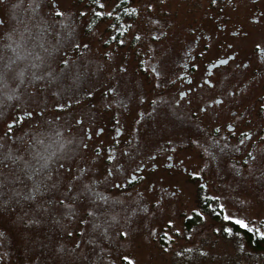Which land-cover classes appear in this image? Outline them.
<instances>
[{"label": "rangeland", "instance_id": "obj_1", "mask_svg": "<svg viewBox=\"0 0 264 264\" xmlns=\"http://www.w3.org/2000/svg\"><path fill=\"white\" fill-rule=\"evenodd\" d=\"M119 1L54 0L56 7L34 1L32 10L22 11L32 16L11 25L33 35L21 43L23 54L16 52V66L0 65V264H264V253L251 251L233 230L264 236V133L251 149L226 139L201 159L204 134L172 131L173 141L194 150L184 166L201 163L205 179L156 171L130 182L124 163L134 156L119 153L113 163L107 153H93L78 123L109 124L106 106L114 99L107 86L121 76L110 68L137 65L143 52L132 46L134 36L144 35L147 60L170 67L174 46L200 28L206 14L221 11L226 25L241 28L264 13V0H126L133 16L122 18L121 28L130 30L129 42L111 44L108 30L119 28L120 16L110 14ZM219 2L222 10L212 4ZM96 13L100 19L90 28ZM245 39L242 34L241 43ZM132 84L117 91L124 95L117 119L128 121L134 136L128 138L137 141L149 132L141 137L136 113H122L142 86L128 93ZM157 132L145 136L147 143L169 146V126ZM206 199L222 212L221 222L209 213L187 228Z\"/></svg>", "mask_w": 264, "mask_h": 264}, {"label": "flooded vegetation", "instance_id": "obj_2", "mask_svg": "<svg viewBox=\"0 0 264 264\" xmlns=\"http://www.w3.org/2000/svg\"><path fill=\"white\" fill-rule=\"evenodd\" d=\"M34 1L35 5L48 7L52 3L54 7L57 6L54 0H0V65L7 68L16 66V59L19 58L16 52L23 54V46L29 43L28 37L33 34L11 25L23 15L32 16V13L22 11L32 10ZM124 4L128 6L126 0H120L110 15H126L129 8H121ZM212 4L220 6L222 10L221 2ZM226 20L229 19L221 11L206 14L203 24L198 25L200 28H191L181 45L177 48L174 46L175 54L173 52L170 67L147 60L149 56H146L143 45L144 35L134 36L132 41V46L141 48L143 52L138 51V62L132 70L111 66L110 69L121 76L116 77L117 82L114 77L108 82L107 95L114 99L106 106L109 124L97 128V120L90 126L83 125L82 120L78 123L84 126L82 130L88 138L85 144L93 146V153L98 152L99 156L107 153L113 163L120 156L119 153L126 160L134 156L133 161L124 163L130 182L150 178L156 171L167 175L181 171L188 179H205L204 172H199L201 163L196 162L197 166L193 168L184 166L192 160L194 150L187 145V141H173L178 129L187 127L192 132L204 134L201 143L206 149L197 148L200 153H196L198 157L201 155V159H208L210 145L223 144L224 147L226 139L235 141L243 148L250 143L251 149L252 141L257 139L258 134L264 133V13L260 12L254 18L248 17L245 26L240 25L241 28L236 29L233 28L235 26L226 25ZM207 21L212 22V27L205 24ZM108 32L111 37L108 42L111 44L129 42L130 30L111 28ZM242 34L247 39L241 43ZM43 37L40 35L38 38ZM23 59L25 57L20 61L24 62ZM127 83H133L132 87L128 86V93H133L135 84L141 83L142 86L134 98H128L122 113H136L137 121L142 125L140 136L146 132L153 136L151 131H165L169 126L170 136L174 135L169 146L162 141L152 146L145 138L148 134L140 141L128 138L129 123L126 119H117L119 108L116 104L122 103L119 99L124 97L117 91ZM210 131L216 139L206 135ZM101 136L108 137V140L97 142ZM220 136L224 141L219 139ZM251 158L254 159L253 156ZM202 189H205L204 184Z\"/></svg>", "mask_w": 264, "mask_h": 264}, {"label": "trees", "instance_id": "obj_3", "mask_svg": "<svg viewBox=\"0 0 264 264\" xmlns=\"http://www.w3.org/2000/svg\"><path fill=\"white\" fill-rule=\"evenodd\" d=\"M121 5V8H123ZM127 10V9H126ZM132 10L128 9L125 14H122L119 18L116 19L117 27L121 29V22L122 18H129L132 15ZM99 16H97V13L94 14V17L92 19V23L90 25V28L95 26L98 22ZM201 212L200 214H194L192 219L187 220V228L192 229L193 226L198 225L203 221V215H207L209 213H212L214 220L221 222L220 217L222 216V212L217 209V205L214 204L210 199H206L204 202L200 203ZM213 210V211H211ZM233 230L236 233H239L246 243V246L255 253H264V236L258 235L256 232H253L249 229H242L239 226L233 225Z\"/></svg>", "mask_w": 264, "mask_h": 264}, {"label": "snow or ice", "instance_id": "obj_4", "mask_svg": "<svg viewBox=\"0 0 264 264\" xmlns=\"http://www.w3.org/2000/svg\"><path fill=\"white\" fill-rule=\"evenodd\" d=\"M226 219H228V217H226ZM237 224H241V221H236ZM244 227H247V225H243Z\"/></svg>", "mask_w": 264, "mask_h": 264}]
</instances>
